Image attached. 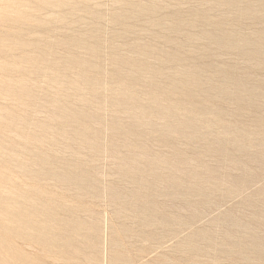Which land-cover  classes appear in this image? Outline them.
Returning a JSON list of instances; mask_svg holds the SVG:
<instances>
[{"label":"rangeland","instance_id":"rangeland-1","mask_svg":"<svg viewBox=\"0 0 264 264\" xmlns=\"http://www.w3.org/2000/svg\"><path fill=\"white\" fill-rule=\"evenodd\" d=\"M217 1L0 0V264H264V98L200 93L264 87L252 48L201 35L264 15Z\"/></svg>","mask_w":264,"mask_h":264},{"label":"bare ground","instance_id":"bare-ground-1","mask_svg":"<svg viewBox=\"0 0 264 264\" xmlns=\"http://www.w3.org/2000/svg\"><path fill=\"white\" fill-rule=\"evenodd\" d=\"M15 1H17V0H15ZM259 1H260V3H259L258 7L257 6L253 7V5L250 4V3L245 4V5H240L238 3V0H230L228 2L217 1V2H215V5L224 6L229 11H232L234 13V15H235V18H237L239 20H246V19L253 18L255 16H258V18H259L260 16L264 15V0H259ZM12 5H13V3H12ZM156 8L157 7L153 3V5L151 4L149 6H146V7L142 8V10L150 12V13H153ZM137 10H138L137 8L134 9L132 11V13L136 12ZM4 12H6V11H4ZM15 13H16V11L14 12V14ZM3 14H1V15H3ZM0 18H3V16L0 17ZM204 18H205V16H204ZM177 19H178V23L175 26L176 27V31H179V29H181L183 26L188 25V22H186V20L184 18L177 17ZM218 29H219V27H217L215 29V31H212V32H201V35L204 36V37H207L209 39V41L213 42L214 44H216V45H218L220 47L228 48V49H235V50L240 51L244 55V57L248 53V52L245 53V51L247 49H249V48H252L255 53H253L254 56L252 58H249L252 61V62H250L252 64L251 66L254 67V68H257V69L264 68V32H259V34L257 32L258 36L256 38L255 37L253 38L252 35H251L252 37H242V36H240L238 34L239 31H237L238 33H235V32H223V31L218 30ZM261 31H264V30L261 29ZM191 39H192L191 35L190 36L187 35L186 38H185V40H188V41H190ZM182 45L183 44H180L179 47H181ZM148 52L149 51L147 50V52H143L142 55H145ZM165 59H166V61L167 60H171L170 57H166ZM77 65H80V64H77ZM93 67H95V66H93ZM138 68H139V72L136 73V74H141L142 70H145L146 67L145 66H143V67L142 66L141 67L138 66ZM157 72H158V70H156L154 73L157 74ZM178 73L179 74H177V75L180 78V81L184 83V86L186 88H187L186 85H195L198 82V77H196L191 71L183 69L182 71H180ZM117 77H119L118 81L123 83L122 74L120 73V71L117 72ZM223 79H224V84L223 85H220V86H209L206 90L200 92L202 97L206 98V99L207 98H211V97H218V98H221V99H223L225 101H234L237 104H241L244 100H247V99L249 100V98H247V96H249L251 98H253L254 96L259 97V98L260 97L264 98V87L262 86V84H255V85H253V87H247V88L243 87V84H241L242 82L240 80H237L236 78H234L232 73H230V72H226ZM154 83H155V81H154ZM156 84H157V82H156ZM188 88H187V90H185V91H187L186 98H187V100H190L193 97H195V93L192 90L188 91ZM156 89H157V87H156ZM132 95H126V96H124V99L127 100V101H133ZM205 111H206V108L202 107L201 108V112L204 113ZM159 112L161 114L167 115V117L175 118L177 120V123L179 124L180 128L185 126L187 128L188 127L191 128V130H192L195 127L194 118H192V117L186 116V117H183V119H181L180 117H177L175 112L171 111V109H169V108H168V110L160 108Z\"/></svg>","mask_w":264,"mask_h":264}]
</instances>
